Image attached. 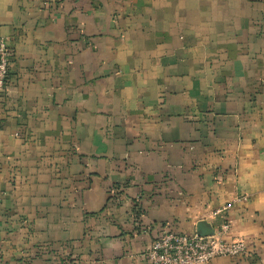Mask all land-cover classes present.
I'll return each mask as SVG.
<instances>
[{
    "label": "crops",
    "instance_id": "obj_1",
    "mask_svg": "<svg viewBox=\"0 0 264 264\" xmlns=\"http://www.w3.org/2000/svg\"><path fill=\"white\" fill-rule=\"evenodd\" d=\"M0 264H149L200 222L264 264V0H0Z\"/></svg>",
    "mask_w": 264,
    "mask_h": 264
},
{
    "label": "built area",
    "instance_id": "obj_2",
    "mask_svg": "<svg viewBox=\"0 0 264 264\" xmlns=\"http://www.w3.org/2000/svg\"><path fill=\"white\" fill-rule=\"evenodd\" d=\"M9 49L0 43V95L9 75ZM230 227L223 223L206 237L166 230L150 245L146 259L149 264H209L218 258H237L248 254L244 240L229 239Z\"/></svg>",
    "mask_w": 264,
    "mask_h": 264
},
{
    "label": "water",
    "instance_id": "obj_3",
    "mask_svg": "<svg viewBox=\"0 0 264 264\" xmlns=\"http://www.w3.org/2000/svg\"><path fill=\"white\" fill-rule=\"evenodd\" d=\"M214 234V229L211 225H208L206 222H200L197 227V235L199 237L211 236Z\"/></svg>",
    "mask_w": 264,
    "mask_h": 264
},
{
    "label": "trees",
    "instance_id": "obj_4",
    "mask_svg": "<svg viewBox=\"0 0 264 264\" xmlns=\"http://www.w3.org/2000/svg\"><path fill=\"white\" fill-rule=\"evenodd\" d=\"M63 264V263H62ZM64 264H68V262H64Z\"/></svg>",
    "mask_w": 264,
    "mask_h": 264
}]
</instances>
